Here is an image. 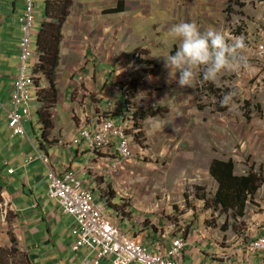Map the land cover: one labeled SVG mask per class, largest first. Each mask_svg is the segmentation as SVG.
Listing matches in <instances>:
<instances>
[{
  "label": "rangeland",
  "instance_id": "rangeland-1",
  "mask_svg": "<svg viewBox=\"0 0 264 264\" xmlns=\"http://www.w3.org/2000/svg\"><path fill=\"white\" fill-rule=\"evenodd\" d=\"M89 1L95 5L91 11L104 8L100 0H78L80 4ZM127 1L132 6L126 7L120 15H109L105 23L114 31L121 23L116 33L122 30L126 34L128 40L121 43V47H126L127 54H120L121 49L116 43L114 46L108 43L97 50V57L107 59L105 62L119 67L115 72L114 69L107 70L105 77L102 71L99 75L103 77L102 81H94L89 90L101 91L103 87H97V84L104 83L107 90L112 89L107 91L110 93V98H107L117 105V98L121 104L124 103L122 95L117 97L123 88L139 116L149 110L158 111V115L140 117L135 127L139 128L138 133H135L134 128L130 129L135 143H144L148 147L143 149L146 153L144 158L133 159L121 175L115 177L95 171L93 175L96 180L90 181L94 187V196L98 202L105 204L102 189L106 197L110 198V204H121L118 209L121 228L130 235L141 234L144 238L146 227L155 233L162 232L169 223L193 218V222L198 219L197 223L202 221L218 231L223 230L222 240L218 241L226 247L229 245L227 238L231 239L235 232L237 234L246 228L254 213L264 212V185L248 202L245 215L239 220L234 219L231 211L226 213L211 206L219 188L211 175V166L215 160L233 161L236 177L255 173L264 179V60L258 61L253 57L257 45L264 40L263 35L260 36L264 25V0H195L196 3L193 0L190 3L186 0ZM176 2L183 3L180 10L176 8ZM80 4L78 6L83 9ZM116 5V1H113V6ZM44 12L45 0H36L35 20L31 28L32 50L36 45ZM122 15H130V19ZM180 21H194L201 31L215 28L227 37L242 35L247 46L240 52L247 58L249 68L222 71L215 82L203 81L198 75L190 87L180 88L175 80V75L179 73L172 70L170 76L164 60L179 43V38L169 36L168 30L172 24ZM0 23H4L3 8H0ZM130 23L132 29L127 27ZM70 24L76 25L75 22ZM16 30H20V27ZM23 38L21 30L11 34L0 26L1 41L15 49L7 56L4 68H0V71H5L2 76L10 80L8 84L12 85L11 88L0 90L2 152H8L17 143L16 139L11 138L12 131L6 120L8 111L3 109L2 104L8 108L13 106V84L21 72L19 42ZM62 47L61 55L65 59V54L70 53L72 48L68 50L64 41ZM122 57L127 61L124 65L118 64L119 61L123 62ZM81 62L84 60L77 56L74 65L81 67ZM33 70L30 63L28 75ZM113 84L121 86L118 91ZM228 90H233L235 95L229 104L221 105L220 98ZM30 92L33 118L24 125L32 142L40 148L41 143L45 142L44 127L40 123L36 90L32 88ZM92 98L95 103L99 101L94 95ZM84 179L88 180L89 176ZM112 194H117L119 198L112 202ZM199 207L202 208L200 212L197 210ZM124 214L134 219L139 227L135 229V223L128 217L123 218ZM230 219L235 229L227 235ZM261 233L262 227L256 236ZM7 248L0 241V264H6Z\"/></svg>",
  "mask_w": 264,
  "mask_h": 264
},
{
  "label": "crops",
  "instance_id": "crops-1",
  "mask_svg": "<svg viewBox=\"0 0 264 264\" xmlns=\"http://www.w3.org/2000/svg\"><path fill=\"white\" fill-rule=\"evenodd\" d=\"M113 1L118 4L119 1L124 0H100V5H104V8H99L97 11H91L95 5L90 4V1L86 4H80L77 0L76 4H80L83 9L78 6L76 11L73 10L64 25V44L68 50L69 48L72 50L65 54V59L62 57L61 60L58 74V101L52 109L54 128L45 142L41 143V149L35 146L28 133L26 136H20L13 132L11 138L17 140L15 147L9 148L8 152H2L0 148V202L7 200L10 203L6 215L0 210V241L9 250L6 255V264H79L85 257V249L78 252L71 248L75 238L72 234V227L75 225L74 217L64 212L58 201L50 196L48 168L41 159L35 158L34 154L38 152L46 155L50 166L61 171L84 166L89 160V163H92V169L80 175L85 183L93 180L92 171L95 172L97 164L103 161L102 155L91 154L86 149V145H74L71 143V139L77 135L80 128L90 127L91 123L95 122L94 120L100 118L105 112L107 101H110L107 98L110 93L107 91L110 92L112 89L107 90L104 83L102 85L97 84V87H103V89L101 88L103 94L99 90H89L94 81H102L103 77H99L102 71L105 77L107 70L112 71L119 67L113 63L105 62L107 59L97 57V50L107 46L108 43L111 46L116 43L117 47L121 49L119 53L127 54L126 47H121V43L128 40L126 34L122 30L116 33L118 28L122 26L121 23L118 24L119 27H116L115 31L105 26L106 17L109 16L105 10L108 8L107 6L113 8ZM125 1L124 3L120 2L119 6L121 5L124 9L130 8L131 4ZM186 1L190 3V0ZM193 1L195 2V0ZM1 4L0 8L4 9V23H0V26L6 28L11 34L16 31L20 32V30H16L19 26L17 23L14 24L16 22L15 17L10 18L23 12L24 0H1ZM175 5L180 6L177 2ZM127 18L130 19V17ZM73 22L76 23L75 26L70 24ZM127 27L132 29V23ZM262 30L260 36L263 35L264 37V25ZM13 51L15 49H11L0 39L1 69L4 68L7 56ZM77 56L84 60L83 63H80L81 67L74 65ZM118 64L124 65L125 61H119ZM4 72L0 71V90L12 86L8 84L11 81L2 76ZM93 95L96 96V100H99L96 103L95 99L92 98ZM121 95L122 92L118 93L117 97H121ZM117 99L120 108L126 112L129 108L126 107L127 105L125 106V101L121 104L120 99ZM95 104H98L96 108ZM2 107L7 111L13 108V106L8 108L4 104ZM7 116L8 113L6 120ZM26 121L24 119L23 123L25 124ZM25 139H28V142H25ZM0 145L3 146V143L1 142ZM108 152L111 150L109 149ZM29 157H33V159L29 160ZM87 176L89 179L85 180L84 178ZM197 210L200 212L202 208L199 207ZM230 211L235 220L244 217L243 215L236 216L232 210ZM128 218L135 223L134 227L137 228L138 223L130 216ZM197 221L199 220L193 222V218H188L183 222L178 223L176 221L175 223L176 227H179L178 233L188 240V246L183 256L184 263L236 264L235 258L226 263L219 256L224 252L230 253L240 246L241 251L238 257L244 261L247 255L244 247L245 240H250L251 236L260 233L261 226L264 224V212L254 213L246 228L242 231L238 229L237 231L240 233L236 234L235 232L231 239L227 238L229 245L226 247L219 244L224 234L223 230L218 231L208 223L202 221L197 223ZM232 221L230 219L227 235L235 229ZM181 224H185L186 227L190 226L188 232L180 229ZM146 233L148 234L147 239H145V235L142 238L141 234L136 235L134 233L133 236L137 237L138 240L146 241L147 246L154 253H158L159 250L166 252L171 247L169 238L164 243H160L158 242L160 238L155 239L156 234L153 230L146 227ZM175 238L179 237L175 236ZM260 256V253L253 256L254 262L259 261ZM103 264L113 263L107 259Z\"/></svg>",
  "mask_w": 264,
  "mask_h": 264
},
{
  "label": "built area",
  "instance_id": "built-area-1",
  "mask_svg": "<svg viewBox=\"0 0 264 264\" xmlns=\"http://www.w3.org/2000/svg\"><path fill=\"white\" fill-rule=\"evenodd\" d=\"M32 14L33 1L29 0L22 19L26 25L24 27L26 31L33 20ZM21 46V73L16 79L13 96V103L16 107L11 113L9 121V127L17 135L25 134L21 119L31 116L27 107L30 102L29 88L32 86V76L29 77L26 73L28 67L25 65L31 55L27 36L22 40ZM253 56L256 59L264 60V41L257 46ZM19 105L23 106L22 112L18 111ZM111 107H113L112 104ZM94 121L90 129L80 130L79 134L72 139V143L86 145L91 154L113 147L116 156L114 161L98 163L96 172L109 173L115 177L121 175V172L133 162L135 155L140 159L144 158L146 153L142 148L137 146L140 149L137 153L134 150L136 144L129 133L130 129L134 127L127 126L124 116H120L119 120L102 118ZM134 130L135 133L139 131L136 128ZM91 169L92 163L86 162L78 170H70L64 174H60L54 169L49 171L50 195L57 197L64 211L75 219V225L72 228L75 241L72 247L77 251L85 249V257L79 264H102L106 259H111L114 264H183L182 255L187 245L184 239L175 238L171 250L167 253H154L143 242L129 236L121 228L117 216L115 217L116 211L109 210L106 203L98 202L94 196L92 183L86 184L79 178L78 173L89 172ZM93 179L95 180V176ZM98 186L101 187L99 184ZM101 195L104 196L102 189ZM7 205V200L0 203L4 214ZM171 234L172 231L166 232L163 237L171 238ZM245 242L244 247L247 255L244 261L237 257L238 249L231 254L223 255V258L230 261L234 257L236 264H264V225L260 236H251V239L245 240ZM257 253H260L261 256L259 261L254 262L253 256Z\"/></svg>",
  "mask_w": 264,
  "mask_h": 264
},
{
  "label": "clouds",
  "instance_id": "clouds-1",
  "mask_svg": "<svg viewBox=\"0 0 264 264\" xmlns=\"http://www.w3.org/2000/svg\"><path fill=\"white\" fill-rule=\"evenodd\" d=\"M32 1H33V14H32L33 15V20L31 22L30 26L28 27L27 31L24 29V27L26 25H24V23L22 22V19H23L24 15H25V9H26V6H27L29 0H24V9H23V12L21 13V16L19 18H18V15L12 16L10 19L15 17L14 19L16 20V22L14 24L17 23L18 26L20 27V30L24 34V38L27 36L28 39H29L28 48H29V50L31 52V55L27 59L25 65H27V67H28V65H30V63H31L33 65V69H34L35 64L38 62V57L39 56H38V54L36 52L38 38L36 39V45L34 46L33 50L31 49V36H32L31 28H32L34 20H35V18H34V9H35V5H36V0H32ZM124 1H119L117 6L116 7L113 6V8H111V9H109L110 7H108L107 8L108 10L106 9L105 13H107L109 15H114V14H119V13L123 12L125 9L121 5L119 6V4H120V2L124 3ZM125 2L128 3L127 1H125ZM76 3H77V0L75 1V4H74V6H73V8L71 10V14H72L73 10L75 11V9H77V7H78V4H76ZM177 3H179V2H177ZM182 4H180L179 7L176 6L177 10L182 8ZM184 4L186 5L185 2H184ZM204 5H207V4H204ZM189 6H192V5L189 4ZM114 9H116L118 11L110 12V11H112ZM107 11H109V13ZM70 15H69V17H70ZM124 16L130 17V15H124ZM68 18H67V20H68ZM43 21H44V16L42 17V20L40 21L41 24H42ZM65 23H64V25H65ZM64 25H63V28H64ZM38 34H39V32H38ZM63 34H64V31H63ZM168 34H169V36H171L173 38H179V43H178V46L176 47L175 52L174 53H170L167 57L164 58L165 67L170 70V72H169L170 76L172 74V70H176V73L177 72L179 73L178 76L175 75V80H176V84L180 88H183L185 86H189L190 87L192 85V83H193V80L195 78H197L198 75H199V78L202 79L203 81L215 82L217 80L219 74L222 71L229 70V69H232V68H243V69H248L249 68V62H248L247 58L244 55H242L241 52H240L241 49H244L247 46L246 43H245L244 37L242 35L233 36V37H227V35L225 33H223L220 30H217L215 28H212V27H209V28L201 31L199 26L197 25V23H195L194 21H180L178 23L172 24L171 27L168 30ZM37 37H38V35H37ZM64 38H65V34H64ZM64 38H63V41H64ZM263 39H264V37H263ZM63 41H62V43H63ZM262 42H260L257 46H259ZM21 43H22V41L19 42V46H20L19 47L20 48V50H19V53H20L19 54V60H20L19 61L20 62L19 68H20V70H21V55H22ZM62 43H61V51H62ZM122 58L124 60V57H122ZM61 60H62V56H61ZM256 60L263 61V60H260V59H256ZM126 62L127 61H125V63ZM60 66H61V62H60ZM115 70L116 69H114V72H115ZM27 71H28V69H27ZM27 71H26V73H27ZM34 73H35V70H33V73L31 75H28L29 77L32 76V86L29 88L30 102H29V104L27 106L29 108L30 112H31V116H30V118L23 117L21 119L22 124H23L24 129H25V134L24 135H20V136H26L27 135V131H26L25 125L23 123V120L24 119L25 120H32V118H33V114H32V111H31V99H32V96H31V92H30V90L32 88H34L36 90V100L39 103V106L41 107V104H40V102L37 99V88H36L35 81H34V76H35ZM58 74H59V71H58ZM15 83H16V80H15ZM15 83L13 85L14 87H15ZM14 87H13V96H14V90H15ZM114 87H116L117 90L119 88L117 85H114ZM234 95H235V93H234L233 90H228V91L224 92L223 95L220 98L221 105L229 104V102L232 100ZM13 96H12V103H13ZM122 96H123L124 99L126 98L127 101H128V102H125V106L127 105L126 107L129 108V109L126 110V112H124V110L120 108V104L119 103H117V105H115L114 101H109L108 100L104 114H102V116L100 118H98V119L107 118V119L119 120L120 116H124V118H125V120L127 122L126 123L127 126L128 127L129 126H133L135 128L140 118H135V116H134V114L136 113L135 108L133 107V105H131V103H129L128 97H127L126 93L124 92L123 88H122ZM109 98H110V96H109ZM111 104L113 105V107L110 108ZM15 107L16 106L13 103V108L11 110H8V116H7L8 126H9V121L11 119L10 115L15 110ZM22 110H23V106L19 105L18 106V111L22 112ZM39 110H40V108H39ZM39 110H38V112H39ZM53 119H54V112H53ZM91 126H92V123H91L90 127ZM90 127H86V128L82 127V128H80L78 133H77V135L79 134L80 130L90 129ZM10 129L14 133V130L12 128H10ZM136 129H139V128H136ZM129 133L131 134V131H129ZM41 141H43V140H41ZM133 142L135 143V139H134ZM71 143H72V139H71ZM135 144L136 145L134 147V150H135L136 153L138 151H140V149H138V147H140L142 149H145V150L148 148V147H146V145L144 143H142V144L135 143ZM74 145L83 146L84 144L80 143V144H74ZM137 149H138V151H137ZM108 150L109 149H106L103 152H96L95 153V155L96 154L97 155L100 154L102 156H103V154L107 155L106 157L103 156V161L100 162L101 164L104 163L105 161H109V162L114 161L116 156L114 155L113 147H112V149H110L111 152H108ZM34 157L41 159L45 163V165L47 166V168H48L47 176H48L49 183H50V179H49V171H50V169H54L58 173L64 174L67 171L78 170L80 168V167L67 168L66 170L61 171L59 169H55L52 166H50L49 159L46 157V155H42L41 153L37 152V154H34ZM137 158L140 159L138 156L135 155L134 159H137ZM32 159H33V157H29V160H32ZM44 160H47V161L45 162ZM87 162H89V160H87ZM81 173H84V172L78 173L79 178H80ZM93 173L94 172H92V175H93ZM95 180H96V178H95ZM82 181L85 183L84 180H82ZM49 183H48V189H49ZM89 183H91V182H87L86 184H89ZM103 183H105V182H103ZM98 184H100V183H98ZM103 195H104V198L106 200L107 207L109 209H114V211H116L115 217L117 216V219L120 222V218H119L120 215H118L119 207L118 208L114 207L113 203L110 204V202H109L110 198H108V197L106 198V195L104 193H103ZM51 197L55 198L58 201L57 197H54V196H51ZM116 198H119L117 196V194L115 195L114 198H111L112 202L115 201ZM2 202H0V203H2ZM58 204L60 205L59 201H58ZM7 207L10 208V203L9 202H8V205L5 208V214L3 213L2 208H0L1 213H3L4 215L7 214ZM61 208H62V206H61ZM123 218H127V215L124 214ZM120 224H121V222H120ZM137 228H135V229H137ZM188 228L189 227H186L185 224H181L180 225V229L183 230L184 232H186L188 230ZM169 231H172L171 238L163 237V234H165L166 232H169ZM178 232H179V227H176L175 223H172V224L169 223L167 226H165V230L164 231L156 232L154 234H156V238L155 239H159L160 238L158 240V242H165L169 238L170 242H171V247L173 245V241L175 240V236H178L179 239L180 238L184 239L187 242V245H186V248H187L188 240L186 239V237L180 235ZM128 235L133 237V238H135V239L137 238V237H134L133 235H130V234H128ZM147 235L148 234L145 235V239H147ZM74 241H75V238H74ZM138 241L143 242L144 245L149 250H151V248L147 246L146 241H141V240H138ZM73 242L71 244V248H73L72 247ZM171 247H169V249L166 250V252H163V251L159 250L158 253H161V252L162 253H167L169 250H171ZM186 248L184 249L183 255H182L183 264H185L184 261H183V256H184V252H185ZM82 249H84V248H82ZM236 249H238V254H239V252L241 251L240 246L236 247L232 252H234ZM81 250H79V251H81ZM74 251H77V250H74ZM232 252H230V253H225L224 252V253H222L219 256V258L221 260H223V261H226V263H229L230 261H232V259L231 260L229 259L230 261L225 260L223 258V255L231 254ZM232 258H234V257H232ZM108 260H110L113 263V261L111 259H108Z\"/></svg>",
  "mask_w": 264,
  "mask_h": 264
},
{
  "label": "trees",
  "instance_id": "trees-1",
  "mask_svg": "<svg viewBox=\"0 0 264 264\" xmlns=\"http://www.w3.org/2000/svg\"><path fill=\"white\" fill-rule=\"evenodd\" d=\"M76 0H45L44 21L38 34L36 52L38 62L34 66V81L37 88V99L41 104L39 115L43 125V137L47 138L54 128L53 112L58 101V71L61 62V43L64 38L63 25L71 14ZM116 9L110 11L115 12ZM109 13V11H107ZM21 14H18V18ZM176 50V49H175ZM173 51V53L175 52ZM128 102L127 99H124ZM135 118L155 117L158 111H143ZM235 163L215 160L211 166V175L219 184L216 196L212 202L215 208L236 216L245 215L248 202L258 193L264 185V179L258 174L250 173L246 177L234 175ZM111 198H114L115 195ZM114 207L121 204L113 202Z\"/></svg>",
  "mask_w": 264,
  "mask_h": 264
}]
</instances>
